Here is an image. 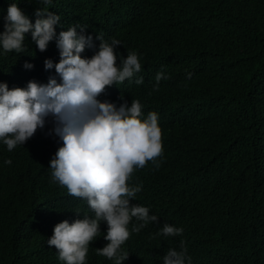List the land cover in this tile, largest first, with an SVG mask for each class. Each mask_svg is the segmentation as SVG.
Segmentation results:
<instances>
[{
	"label": "trees",
	"instance_id": "1",
	"mask_svg": "<svg viewBox=\"0 0 264 264\" xmlns=\"http://www.w3.org/2000/svg\"><path fill=\"white\" fill-rule=\"evenodd\" d=\"M12 3L33 24L36 9L58 15L57 37L80 25L94 40L118 39V64L129 52L139 57L140 73L98 97L117 106L121 96L129 105L139 100L142 119L157 113L162 130L159 167L148 162L129 182L142 188L130 203L159 222L136 233L131 229L141 222L133 218L124 264H163L170 249L182 246L191 264H264V0H0V32ZM92 54L86 49L82 56ZM46 59L59 62L55 39L44 52L31 32L21 53L0 46V83L12 89L50 77L59 82ZM158 72L169 78L154 90ZM53 127L47 118L12 151L0 141V264H64L47 243L55 225L94 218L86 200L52 179L50 160L62 146L49 134ZM164 224L183 232L157 235ZM100 230L86 264H114L96 253L107 243L106 222Z\"/></svg>",
	"mask_w": 264,
	"mask_h": 264
},
{
	"label": "clouds",
	"instance_id": "2",
	"mask_svg": "<svg viewBox=\"0 0 264 264\" xmlns=\"http://www.w3.org/2000/svg\"><path fill=\"white\" fill-rule=\"evenodd\" d=\"M47 5L51 0H40ZM33 24L16 3L9 5L4 30L0 32V46L7 52L24 51L25 34L31 38L40 52L47 50L49 42L56 40L59 62L44 61L46 70L55 68L59 77H50L47 84L29 81L26 88L9 89L0 83V141L12 151L25 144L37 130L45 127L51 117L54 133L61 141L50 160L52 179L67 189L68 194L86 200L94 212V218H77L55 225L48 245L58 252L64 264H86L90 244L101 233V222H106L107 241L97 248L99 256L114 264H124L129 257L122 245L131 232L139 233L150 222H159L149 209L131 204L130 201L142 190L140 185L129 182L135 170L144 168L148 162L159 167L158 158L163 155L162 130L158 115L149 112L143 118V105L132 100L130 105L103 101L98 97L108 87L123 83L140 73L142 66L138 55L129 52L118 64L116 48L118 39L105 41L102 36L85 35L86 26L77 25L61 31L57 37L55 26L60 17L45 9H36ZM77 28L80 29L77 32ZM95 41H99L97 45ZM86 49L93 50L91 57L82 56ZM26 69L33 67L25 63ZM189 77L191 73L188 74ZM163 72L155 76L154 90L161 79H168ZM142 84L143 77L135 81ZM11 164V160L5 161ZM77 217L79 211L76 212ZM133 218L141 223L128 225ZM182 228L164 224L157 235L165 237L182 234ZM187 249H170L163 257V264H191Z\"/></svg>",
	"mask_w": 264,
	"mask_h": 264
}]
</instances>
